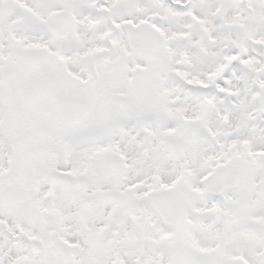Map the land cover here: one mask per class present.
I'll use <instances>...</instances> for the list:
<instances>
[{"label":"snow or ice","instance_id":"1","mask_svg":"<svg viewBox=\"0 0 264 264\" xmlns=\"http://www.w3.org/2000/svg\"><path fill=\"white\" fill-rule=\"evenodd\" d=\"M0 264H264V0H0Z\"/></svg>","mask_w":264,"mask_h":264}]
</instances>
